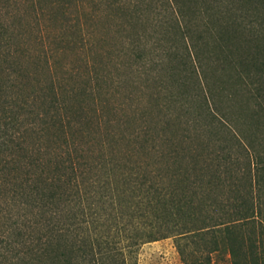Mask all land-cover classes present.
<instances>
[{
	"label": "trees",
	"instance_id": "obj_1",
	"mask_svg": "<svg viewBox=\"0 0 264 264\" xmlns=\"http://www.w3.org/2000/svg\"><path fill=\"white\" fill-rule=\"evenodd\" d=\"M21 10L26 47L5 23ZM166 59L201 87L157 81L116 132L103 117L117 73ZM211 71L244 114L221 109ZM167 238L184 264L221 248L264 259V0H0V264H137Z\"/></svg>",
	"mask_w": 264,
	"mask_h": 264
},
{
	"label": "rangeland",
	"instance_id": "obj_2",
	"mask_svg": "<svg viewBox=\"0 0 264 264\" xmlns=\"http://www.w3.org/2000/svg\"><path fill=\"white\" fill-rule=\"evenodd\" d=\"M5 11H2L4 13ZM32 22L31 18L28 17L27 12L24 10H21V12H17L15 15V18H7L5 16V23L13 24V26H16V31H22V36L20 39V44L23 46L29 45L31 43L30 41L34 37V31L32 29V24L27 25V23ZM100 47V45H98ZM106 51V50H105ZM108 51L103 53V57L100 56V64H107L108 59ZM85 57H83L84 59ZM90 62V58H87ZM79 60V59H78ZM78 60H75L74 58H67L65 59V63H71L78 65ZM86 59L84 60V62ZM164 63L169 64V60H163ZM175 66L171 71L165 72L164 66H157L153 67V71H135V70H126L124 72H119L117 75H119V84L115 82L111 87L110 93L106 95L104 101L106 103V113L103 117V120L106 122L110 121L108 125H112L117 123V128L115 127V131L121 133L123 129L129 130V132H132L134 130V126L129 128L125 122L127 121V115L125 112V109L127 106L131 103V99L133 101H136L141 97L139 100L147 101L148 100V94L149 92L154 91L156 87H160V85L157 83V81L166 78L170 87H173L177 92H183L187 91L189 89H192V87H201L198 78L196 75H190V73H187L186 71L178 68H175L178 66L177 62L173 61ZM36 70L37 72L41 71V63L37 62ZM31 70L33 69V65H29ZM85 69H81L83 71ZM124 74V75H123ZM113 73V76L115 77V80L118 78V76ZM210 79L212 83H214V87L220 88L219 91H217L216 99L218 101L219 106L222 110L226 111V113H229V116L233 119H236L237 116L244 114L245 105H247V102L245 98L242 96V93L236 92L235 87H239L235 85V81L228 77V75H222L218 76L217 74H213L212 71L209 72ZM216 76V77H215ZM44 77L41 75L39 78L42 80ZM38 80V79H37ZM36 80V82H37ZM41 87H38V85L34 84V87H28L30 91H38V89ZM27 89V88H26ZM231 92V96H227ZM140 93H145L143 95H140ZM130 97V98H128ZM132 101V102H133ZM134 103V102H133ZM88 109L94 111V109H98L99 107V100L94 102L92 99L87 100L85 102ZM114 108V110H113ZM137 123V122H136ZM121 125V126H119ZM128 132V133H129ZM222 138L221 133H218L216 135ZM218 137V138H219ZM224 193L228 192V189L226 188L223 190ZM241 229V228H240ZM239 229V230H240ZM242 233H245V228L241 230ZM177 242L174 238H167L163 240H159L156 242H150L143 244L138 251L137 254V264H184V261L182 257L180 256L178 250H177ZM183 245V242L180 243V245ZM179 245V244H178ZM183 247V246H181ZM201 243L197 246L195 244L190 246V249L193 250H202ZM256 253H258L256 251ZM201 258L204 257V253L199 254ZM259 264H264V259L259 258L258 260ZM210 264H231L230 257L228 253L221 248L219 252L212 255V261Z\"/></svg>",
	"mask_w": 264,
	"mask_h": 264
}]
</instances>
